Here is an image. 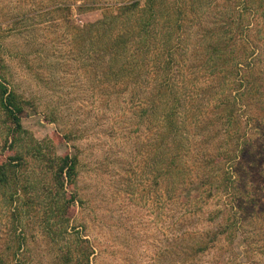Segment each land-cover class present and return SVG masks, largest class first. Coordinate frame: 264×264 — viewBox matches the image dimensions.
Segmentation results:
<instances>
[{"label": "rangeland", "instance_id": "obj_1", "mask_svg": "<svg viewBox=\"0 0 264 264\" xmlns=\"http://www.w3.org/2000/svg\"><path fill=\"white\" fill-rule=\"evenodd\" d=\"M62 4L63 0H0V70L25 107L21 114L25 132L16 137L15 144L27 146L32 140L39 148H29L35 154L28 156L20 170L26 190L19 189L11 201L9 192L0 189V264H9L4 260L6 245L17 236L28 243L19 253V258H29L28 264H63L60 255L68 246L77 253L86 244L93 251L89 264H211L220 248L232 260L264 264V94L258 99L261 107L239 108L242 103L238 102L236 115L246 117L250 127L245 129L243 124L239 133L245 129L247 134L236 147L245 155L239 152L228 164L233 176L229 194L204 200L205 196L192 193L186 201L175 200L171 183L165 182L164 175L157 176L153 160L150 164V135L144 129L148 123L136 118L138 106L136 109L128 102V94L119 93L118 86L108 99L98 75L93 89L86 54L80 48L79 59L75 50L79 40L88 43V39L77 37L73 42L70 24L58 15ZM249 4L256 3L207 0L199 11L203 17L224 10L242 14L244 19H252L246 32L252 30L253 39L260 36L264 41V25L252 27L256 18H264V9L249 6L245 10ZM103 14L104 8L98 7L74 18L78 23H94L102 20ZM176 42L171 80L181 97L178 115L189 123L197 108L190 111L191 103H184L181 96L184 92L188 94L196 87L193 96H197L194 102L199 112L212 103L202 97L205 81H200V86L193 83L195 75L181 73L188 54L184 43L193 40L186 37ZM256 53L260 58L252 66L264 75V42ZM217 77L216 88L222 90L217 93L211 88L214 99L233 88L232 78H224L223 73ZM221 108L216 110L219 125L224 120L225 109L221 112ZM8 132L0 111V154L10 142ZM49 151L58 155L71 151L79 156L73 186L76 202L71 206L73 213L64 215L68 224L50 209L57 196L50 190V174L41 159ZM177 178L176 174L169 175L174 183ZM24 192L38 199L29 223ZM222 228L226 232L219 234L216 245L209 243V248L198 251L203 241ZM78 237L86 240L82 246Z\"/></svg>", "mask_w": 264, "mask_h": 264}, {"label": "trees", "instance_id": "obj_2", "mask_svg": "<svg viewBox=\"0 0 264 264\" xmlns=\"http://www.w3.org/2000/svg\"><path fill=\"white\" fill-rule=\"evenodd\" d=\"M206 1L63 0L64 4L57 8L60 12L59 18L70 24L73 42L75 43L77 37L88 39V43L79 40L75 50L79 59L80 48L86 54V69L91 75L93 89H96L98 75L100 83H104L103 93H107V98L118 86V92L127 93L128 102L136 109L138 106L139 109L134 110L136 118L140 123H148L144 129L150 135V164L153 160L157 176L164 175L165 182L171 183L173 193L177 196L175 200L186 201L192 193L198 197L205 196L204 200L216 194H229L233 176L228 164L235 161L239 152L245 155V152L237 150L236 147L240 140L245 139V129L250 127V121L246 117L236 115L238 102L242 103L239 108L257 104L260 106L258 99L264 94V75L261 70L252 66L260 58L256 50L264 41H261L260 36L253 39L250 33L252 30L246 32L252 19H244L242 14H231L226 10L218 15L215 12L207 13L203 17L200 15L199 6ZM245 1L256 3L255 6L247 5L245 10L249 6L264 9V0ZM98 7L104 8L102 20L94 23H78L75 20L76 14ZM249 14L252 15L251 11ZM254 21L252 27H258L261 23L264 25V18H256ZM116 22H119L118 32L114 26ZM172 35L176 40H172ZM186 37H191L193 42L184 43L188 54L183 60L185 68L181 73L195 75L193 83L198 82L200 86V81H205L201 86L202 97L212 103L209 107L203 103L204 111L199 112V106L194 102L197 96H193L196 87L193 86L188 94L184 92L181 95L178 91L182 97L184 95V103H191L190 111L197 108L191 119H187L189 123L186 120L181 121L182 118L178 115L177 104L180 96L176 95L171 80L176 62L173 49L177 39ZM220 73L226 79L232 78L233 88L227 94L216 95L214 99L211 88L215 87L217 93L222 90L216 88ZM231 91L238 92V96H230ZM22 101L9 87L7 78L0 70V111L9 131L6 137L10 135L9 144L2 147L3 153L0 154V189L9 192L11 201L19 189L26 190L25 184L21 182L20 170L28 156L35 154L30 153L29 148L39 150L33 146L37 143L32 140L27 146L19 147L15 144L16 137L25 132L21 125V114L25 109ZM219 107H222L221 112L225 109L224 120L220 121V125L216 120L219 116L216 110ZM140 111L142 115H139ZM152 120L155 121L153 129L150 128ZM243 124L245 129L239 133ZM41 159L50 174V190L57 196V201L50 204V209L57 213L59 219H66L68 224L69 219L64 215L73 213L71 206L76 202L73 186L79 156L77 152L67 151L58 155L49 151L42 154ZM188 163L191 165L186 168ZM172 174L178 177L176 183L169 179ZM24 194V208L29 223L33 218L31 211L37 205L38 199L33 194ZM220 230L221 232L215 231L209 236V242L203 241L198 251L209 248V243L211 246L216 245L220 241L216 239H219L220 233L226 232V228ZM76 240H80V246L86 241L79 237ZM27 245V241L19 236L8 240V254L4 259L6 263L28 264V257L19 258L20 250L23 246L28 248ZM68 247L60 255L63 264H89V255L93 251L87 244L84 249H77V253ZM224 254L226 250L220 248V254L211 264H253L232 260L228 258V254Z\"/></svg>", "mask_w": 264, "mask_h": 264}]
</instances>
